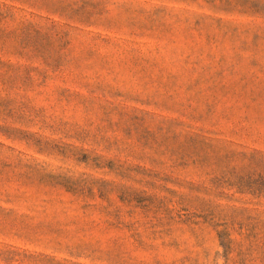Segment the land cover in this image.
<instances>
[{"label": "rangeland", "instance_id": "rangeland-1", "mask_svg": "<svg viewBox=\"0 0 264 264\" xmlns=\"http://www.w3.org/2000/svg\"><path fill=\"white\" fill-rule=\"evenodd\" d=\"M0 264H264V0H0Z\"/></svg>", "mask_w": 264, "mask_h": 264}]
</instances>
